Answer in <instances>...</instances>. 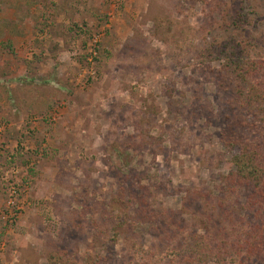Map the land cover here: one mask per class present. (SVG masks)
<instances>
[{
	"label": "rangeland",
	"instance_id": "374dc122",
	"mask_svg": "<svg viewBox=\"0 0 264 264\" xmlns=\"http://www.w3.org/2000/svg\"><path fill=\"white\" fill-rule=\"evenodd\" d=\"M224 1L0 0V264H169L135 253L159 246L147 226L99 237L123 181L188 227L209 210L252 221L250 191L226 182L224 96L201 71L224 65L219 48L203 58L226 43ZM238 2L242 38L264 45V0ZM190 192L210 205L187 211Z\"/></svg>",
	"mask_w": 264,
	"mask_h": 264
},
{
	"label": "trees",
	"instance_id": "16d2710c",
	"mask_svg": "<svg viewBox=\"0 0 264 264\" xmlns=\"http://www.w3.org/2000/svg\"><path fill=\"white\" fill-rule=\"evenodd\" d=\"M218 14L221 21L216 24L221 23L226 30V43L215 42V38L207 44L203 58L214 56L219 48L224 65L214 71L202 66L201 71L204 79L214 84L224 96V115L228 124L222 132L221 142L229 153H233L232 165L236 170L226 182L248 188L250 194L243 210L253 216L252 221L234 217L228 210L212 216V210H209L197 221L198 212H191L195 217L189 222L190 228L188 221L180 217L182 211H178L180 215L172 211H153L148 200L151 191L144 186H129L123 181L110 203L114 215H108L107 223L111 229L98 228L94 222L99 237L114 239L112 242L125 232L134 237L141 226L153 229L152 235L159 246L145 250L139 245L135 253L159 251L173 257L169 264H264V45L258 46L256 42H250V38H242L248 31L246 27L252 25V20L244 14V4L226 0ZM232 29L236 34L231 37L228 33ZM256 50L258 52L253 55L252 51ZM191 193L192 196L183 198L186 210L197 201L210 205L208 200ZM106 261L99 257L96 264Z\"/></svg>",
	"mask_w": 264,
	"mask_h": 264
}]
</instances>
